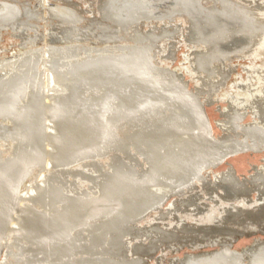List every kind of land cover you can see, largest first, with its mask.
I'll return each mask as SVG.
<instances>
[{
  "label": "bare ground",
  "instance_id": "obj_1",
  "mask_svg": "<svg viewBox=\"0 0 264 264\" xmlns=\"http://www.w3.org/2000/svg\"><path fill=\"white\" fill-rule=\"evenodd\" d=\"M20 1L0 0V25L7 27L15 20L21 21L20 15L25 11L22 4L27 1ZM45 1L30 7L44 8L47 13L34 10L30 26L24 24L27 19L11 28L10 35L20 41L23 52L0 60V140L12 144L8 156L4 144H0V153H4L0 154V254L5 251L2 264L134 263L135 256L151 254L147 252L154 248V241H160L143 236L144 241L128 249V254L132 249L134 258L127 261L124 237L137 228L166 236L173 234L170 226L174 224L183 233L190 225L197 228L191 223L181 226L174 215L182 207L196 206L197 201L208 207L221 202L220 208L211 210L212 207L207 213V217L216 215V221L205 218L198 229L201 235L217 234L219 240L208 252L189 249L174 264H264L263 238L254 239L240 251L233 250L231 245L234 236L264 235V222L258 221L264 211V160L261 165L250 164L247 174L239 175L242 177L232 166L215 171L227 157L245 151L247 142H250L247 150L254 153L260 150L258 146H263L262 151L264 148V0L257 3L254 0L253 4L247 0H221L218 9L209 7L216 17L226 15L240 20L242 31L247 33L240 41H247L249 33L260 31L243 56L250 60L242 69L249 82L244 81L241 88L250 96L249 101L253 98L254 102L248 106L244 105V99L241 103L224 101V111L234 114L230 108L234 101L236 106L243 107L240 111L249 110L252 114L254 110L259 118L255 116L252 124H247V119L237 125L225 124L219 134L204 110L211 105L210 88L215 81L197 76L199 71L210 73V68L217 69L221 42L208 34L216 28L215 23L205 31L178 18L177 23L188 39L192 35L199 39L205 36L208 46L199 49L182 40L188 48L189 68L179 73L161 59L165 63L161 67L163 72L152 65L147 48L137 46L133 43L136 39L132 41L130 37L122 39L127 43L117 50L76 48L83 53L78 57L69 55L66 47L61 46L69 32L96 26L98 29L105 20L136 21L143 16L142 9L147 8L142 0H125V9L111 17L102 15L110 0H96L99 6L90 10L91 20L81 16L72 0H54L61 3H50L47 7L43 5ZM133 1L138 5L130 3ZM50 11L58 19L48 20L51 32L45 37L39 32L38 22L45 14L51 16ZM73 13L79 15L76 22L80 26H73L76 19ZM159 29L154 31L162 28ZM3 31L0 29V34ZM220 37L222 41L228 39L226 34ZM40 39L48 40L50 45L36 47ZM96 42L99 43L92 40V44ZM170 45L169 42L165 45L166 50L174 47ZM187 79L194 83L191 88ZM89 168L96 173L89 174ZM202 171L209 172L199 177ZM32 175L31 187L27 190L29 181L22 195L21 185ZM83 175L89 177L92 186L85 183L79 192L69 189L73 185L67 177ZM241 189L245 195L254 193L253 198L260 197L257 204L228 205L230 201H238L233 197ZM212 194L220 202L207 198ZM162 202L161 208H156ZM229 206L232 210L240 208L249 216L261 213L260 218L249 220L250 226L244 233L230 238L228 232L233 227L227 225L237 215L227 210ZM151 210L152 213L143 216ZM171 215H174L171 222L166 223ZM141 219L145 221L134 227ZM13 237H19L27 246L8 244L6 239ZM18 255L21 258L16 260ZM153 255L149 259L158 263L167 254ZM172 262L168 258L167 264Z\"/></svg>",
  "mask_w": 264,
  "mask_h": 264
},
{
  "label": "rangeland",
  "instance_id": "obj_2",
  "mask_svg": "<svg viewBox=\"0 0 264 264\" xmlns=\"http://www.w3.org/2000/svg\"><path fill=\"white\" fill-rule=\"evenodd\" d=\"M15 1H18V0H15ZM21 1L22 2L27 1V4H26L27 6L25 4H22V6H24L23 10L25 11H23V14L20 15L21 21L15 20L14 22H11L12 24H10V26H7V27L5 25H0V29L5 30L1 32L0 34V60L14 58L17 54L23 52L24 50L22 47H20V41L17 38L10 35V33L13 31L11 28L15 29L17 26L24 23L27 19L28 20L30 19V20L29 21L27 20V22H25L24 24L25 25L27 24V26H30L32 24L30 17L35 15L34 10L35 11L40 10L43 12V14L47 13V10L44 8L38 7L37 10L35 8L34 10H32L31 7H34V5L38 3V1L40 0H21ZM41 1H44V0H41ZM72 1L75 4V8L78 9L77 11L82 13L81 16L85 17V20H91L92 12L90 10H94L96 5L99 6V4H95L96 0H72ZM88 1H91L92 4ZM104 1L106 2V0ZM124 1L125 0H121V2L120 0L118 1L110 0L105 5L106 7L104 6V9L102 10V15L111 17L115 15L117 11H120L121 8L125 9V7H123ZM142 1H143L142 2L143 4L145 3L144 5H146L145 7L147 8H144L145 10L142 9L143 12L144 11L145 12L143 16L137 19L136 21L131 22V23H122V22L113 21V20H105L103 22L104 25L100 24L98 29H97V26L92 29L81 28L77 32H73V33L69 32L65 34L63 38L66 39V42H64L62 45L58 44L57 46L61 45L62 47H66V50L69 52V55L74 54L78 57V56H82L83 53H81L82 51L80 50H76V48H82V49L91 48L94 50H100V49L105 50L106 47H108V48H114L117 50V49L123 48L124 44L127 43V41L125 40L122 41V39L130 37L132 41L136 39V41H133V43H136L137 46L147 48L148 53L150 54V57H151V61H152L151 63L155 67V69L159 71L162 70L164 72V70L161 67H164L163 65H165V63L164 62H163L164 64L161 63V59H162L168 63V66L171 70L178 71L180 73V72H185L186 69H188L190 66V64L188 63V60L186 59L188 48L186 47L185 44H187V46L192 45L195 48L198 47L199 49H203L205 46H208L207 45L208 41L206 42L207 38L205 36H204V39L203 38L199 39V37L197 38L196 36L192 35L188 39L185 32L184 34L182 33L183 29H181L180 25H178L177 23L178 18L190 23V26L192 27H193V24L195 23L197 24V26H199L200 29L205 30V31L212 29L211 26H213V23H215L216 28H214L208 34L215 36L216 38H219L221 42L220 43L221 52L216 58L217 59L216 61L217 69L214 70L212 67L210 68L211 69L210 73H204V72L202 73V71L201 72L199 71L197 73V76L202 79H206L208 76L209 78L215 81L213 86L210 88V97H209L210 99L209 100L211 101L210 102L211 105L205 106L204 110L207 113V116L209 117L216 134L220 133V129L223 128L225 124L231 123L232 125H237L245 121V119H247L246 121L249 120L247 124H252L255 121L253 119L255 116L259 118V116L254 113V110L251 111L252 114H249L250 113L249 110L240 111L239 109H242L243 107L236 106L234 101L231 102V105H230L231 106L230 108L232 109V112H234V114L224 111L225 109L224 101L229 102L231 100H237L238 102L241 103V99L242 100L244 99L245 100L244 105L248 104V106L251 105L250 103L254 102L253 98L251 99V101H249L248 97L250 96L248 95V93H246L245 95L243 88H241L242 83L244 81L249 82L248 75L242 69L244 66L246 67L249 65L250 60H248L247 58H243V56L248 50H250L251 46L255 43V41L257 40V36L260 34V31L249 33V36H246V37H249V40L240 41L239 39H241L242 36H244L245 34L247 35V33H244L242 31V26H240L239 19L238 20L229 19L226 15H221V17L219 16L220 17L219 18V17L214 16L213 13H211V10L209 7L214 6L215 8L218 9L220 7L219 4L221 5V2H222L221 0H183L182 4H179L173 0H148V1L142 0ZM247 1L248 3L250 2L251 4H253L255 1H256L255 3H257L258 0H255V1L247 0ZM43 3H44L43 5L47 7V5L50 3L60 4L61 2L54 1V0H46ZM130 3L138 5V2L135 3L133 1ZM27 8H29L30 10L29 9L26 10ZM50 14L51 16L49 14L45 16L46 15L45 14L44 18H41L38 22L40 26L39 32L41 35L43 36L45 35V37L47 34H49V32H51V30L49 29L48 20L58 19V16L54 15L53 12H51ZM73 15L76 16L75 23L73 24V26H80V24L76 22L80 20L79 15L74 14V13ZM158 25H162V26L160 27ZM207 26H210L208 30H206ZM41 27H44V28H41ZM20 28L23 29L24 27H20ZM158 28L160 29L162 28V29L161 30L159 29L160 31L158 32L154 31L155 29H158ZM9 29L10 31H8ZM181 34L182 36L184 35L185 38L183 36V39H182ZM225 34L228 36V39H226L225 41H222V37L220 36H224ZM186 38L188 39V42ZM95 39H97L99 43L96 42L94 45L92 44V40H95ZM42 40L40 39L39 42H37L35 46L43 47V46L50 45V43H48V40L46 41H44V39ZM182 40H184L185 44L183 43ZM168 42L171 44L170 46H174V47L170 49L169 47H167V50H166L165 45H167ZM29 47H33V46L28 45V48ZM186 82H189L190 88L194 85V83L190 81L189 79H187ZM241 96L243 97L241 98ZM225 113H230V115L228 116ZM0 144L1 145L4 144L3 148L5 150V155L6 156L10 155L12 144L1 141V140H0ZM246 146H247V149L250 148V142H247ZM262 147L263 146H260V147L258 146L257 148L260 150H257L256 148L255 149L257 150L256 153H254L251 149L249 150L246 149L245 151L241 152L239 155H231L227 157L222 165L215 168V171H221L225 167L232 166L238 173V176L240 174L246 175L248 172V168H249L248 166L250 164L261 165L260 161H262V159L264 160V153H263L264 148L262 151ZM259 151L262 153H260ZM2 153L3 152H1L0 154ZM116 154L119 155V153H116ZM130 155H131L130 158H132L133 154H130ZM124 157L128 158L129 155L128 156L125 155ZM100 160H104V158ZM105 160H108V159L105 158ZM94 161H97V159H95ZM121 161H124V159H121ZM89 169L91 171L89 174L92 175V173H96V172H92L94 171L93 168H89ZM87 171L88 169L86 170V173H88ZM208 172L209 171L207 172L202 171L199 177L206 176V173ZM42 175L43 173L39 174L37 180H40V177H42ZM239 177H242V175ZM67 179L69 183L73 185L69 189H74L76 190V192H79L80 188L85 183L89 185L93 184L91 181H89V177H87V175H83L80 177L79 176L69 177V178L67 177ZM239 180L240 182L242 181L241 178ZM29 181L30 183L27 186V183ZM31 181L33 182V175L30 176L28 179H26L25 182L21 185L20 193L21 194L23 193L22 195H24V193L26 192L25 186H27V190H29V188L31 187ZM214 190L216 191V189ZM241 190L242 191H240V193H238L236 197H233V198H238V201H235V200L230 201L228 205H232V207L233 206L238 207L239 205L241 204L243 205L244 203V204H249L251 207H253L252 205L257 204V199L260 197L255 196V198H253V195H255L254 193H248L247 195H245V191L243 189ZM93 191H96V190L93 189ZM210 197L213 201L219 200L220 202V198H216L217 197L216 194L207 196L208 199ZM201 201L203 203L206 202V200L204 201L203 199ZM163 203L164 202L159 203V205H157L156 208H161L160 205H162ZM196 203H197L196 206L182 207V209L174 213V215H176L177 219L181 223V226L184 224L191 223L193 225H197V228H193L189 224L190 228H187V229L185 228L187 232L183 233L181 232V227L179 226L177 228H174L175 227V224H174L173 226L172 225L170 226V229L173 231V234L171 236L155 234V232H151L149 230L144 231L142 230V228L133 229L129 236H126L122 239L124 243L123 249L125 251L124 256H127L125 257V259L128 261L129 259L131 260L132 258H134V256L133 257L131 256L132 249L129 254L127 253L128 249L130 248L131 245L139 244L142 241H144L143 236L145 235H150L152 239L154 237L158 238L160 242L158 243L157 241L156 242L154 241L153 243L154 248L150 249L147 252L151 254L141 256V253H140V255L135 256V258L137 259L136 262L134 263L130 262V264H167L168 258H172L173 260L172 263L174 264V260L180 259L185 252H189V249H193L196 252H203V251L208 252V250H211L212 248L210 247L216 244L217 241L219 240L218 235L217 234H211V235L208 234L206 236L201 235L200 234L201 232H198V229H199V225L201 223H204L201 221H204L205 218L210 219L213 222L216 221V218H214L216 217V215L214 217H212L211 215L207 217L208 211H210V209L214 206H209V207L204 206L202 203H198V201ZM220 204L219 205L216 204L215 207H217V209L220 208L221 207ZM215 207L212 208L211 210L216 209ZM237 209L232 210L230 209V206L229 208H227L228 211H230L234 215H237V217L233 218L232 222L227 225V226L231 225V227H233L228 232L229 234H231V236H229L230 238L233 237L232 235L244 233L243 231H245V228L247 226H250V225H247L249 220H258V218H260L259 214H261L258 212H254L252 213L251 216H249L245 214L244 212H242V210H239L240 208H237ZM235 212L236 213L238 212V213L236 214ZM150 213H152V210L148 211L143 216H146ZM262 213H263V216L260 218L261 220L260 219L258 220L260 221L259 222L260 224L261 222L262 223L264 222L263 220L264 211ZM174 215L169 216L171 218H168L166 223H170ZM144 221L145 219H141L139 222H135L133 226L138 227V225H140ZM252 223L254 224V222ZM259 223H258V226H260ZM243 225H246V226H243ZM189 230H192V232H188ZM82 235L85 238L86 233ZM260 235L261 234L256 233L255 235H251V236L250 235L234 236V242L233 244H231L232 249L240 251L243 248L250 245L254 239L256 238L264 239V235H261V236ZM205 237H206V240H205ZM152 239H150L149 241H151ZM20 240L21 239L19 237H13L10 239L9 238L6 239V241H8V244H11L14 242L17 244V246L18 245L27 246L25 244V241H22V240L20 241ZM81 242L84 243L83 241ZM162 244H168V245L159 248L160 246H162ZM227 246L228 245H226V247ZM5 250H8V247ZM160 252L167 254L165 255L164 260H162L161 258L160 260H158L160 262L156 263L157 261H155L154 259H149V256L153 254L154 255L152 257L160 256ZM3 253H5L4 249L0 254V264H2V262L5 259L3 256L4 255ZM13 254L15 255V253ZM24 254L25 256H27L26 253ZM41 256H44V255L42 254ZM15 257H16V260L21 258L20 255L15 256ZM1 258H3L2 261H1ZM37 264H40V263H37Z\"/></svg>",
  "mask_w": 264,
  "mask_h": 264
}]
</instances>
